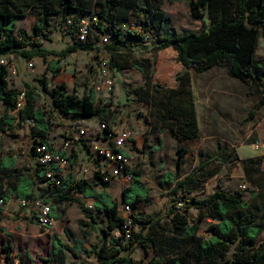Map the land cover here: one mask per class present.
<instances>
[{"label": "trees", "instance_id": "trees-1", "mask_svg": "<svg viewBox=\"0 0 264 264\" xmlns=\"http://www.w3.org/2000/svg\"><path fill=\"white\" fill-rule=\"evenodd\" d=\"M185 1L189 4L192 16L200 20L207 17L208 24L201 31L176 32L167 29L168 18L161 10L164 2L174 3ZM34 9L37 16L33 27V39L24 36L23 43L17 46V21L25 11ZM130 12L142 16L138 20L141 31L137 36L145 41L143 32L149 31V26L159 18V35L153 38V48L156 54L167 48L178 53V61L184 70L176 77V88H163L165 97L156 103V121L151 130L163 134L167 131L181 141L198 139L201 134L197 101L193 89L194 75L204 74L220 66L227 68L228 75L244 83H251L256 88L259 78H262L264 60L255 58V51L260 37H264V0H0V57L12 54L26 60L34 58L47 59L55 56L58 59L50 60L47 70L57 77L62 72L61 60L77 52L92 53L105 49L110 58V69L117 68V59L123 51L130 50L120 33L112 31V41L99 46L97 42L102 35L109 36V28H114L122 19H126ZM73 18L69 27L72 43L64 50L56 52L44 47L41 40H50L49 27L52 18L61 15L67 20L68 15ZM96 15L99 25L96 27L100 37L94 41L89 39L80 41L78 35L81 30L83 15ZM146 16L150 20H146ZM87 18V17H86ZM149 36V35H148ZM149 36V41L151 42ZM131 67L138 70L145 80V90L157 89L150 72L148 61L134 60ZM167 64H161L160 73L166 71ZM7 68L0 66V103L6 107V112L0 116V132H6L15 124H24L33 120V135L41 138V143L50 140L52 112L37 108L38 95L36 88L25 84V101L17 115H12L20 91L10 88L7 80ZM43 83L46 91L47 83ZM64 85L55 86L50 91L52 108L59 114L81 118L99 117L101 121L110 122L113 114L110 106H101L96 101V94L91 90L89 94L79 97L65 91ZM263 93V91H262ZM264 104V97L263 102ZM115 117L112 118V121ZM34 152V147L32 148ZM186 147L177 150V173L180 174L182 159L187 154ZM74 155H72V158ZM225 159L216 154L207 156L194 173L178 181L170 193L171 196L191 194L201 183L198 173L205 166ZM262 159H250L248 165H255L253 174H261ZM17 159L13 155H0V202L7 204L12 198L34 202L40 200L51 205V217L59 220L62 217L59 208L63 202L78 204L88 221H80L82 234L87 239L96 231L95 224L100 217L104 227L99 230L95 244L87 247L82 240L67 244L58 235L51 239V256L42 259L43 264H68V257L74 259L72 264H136L132 254L137 249L148 251L158 249L157 237L168 236L163 242L177 243L186 241L191 245L192 264H264V240L256 245L257 239L264 234V195L261 203L251 205L245 201L240 191H225L217 189L206 198H186L183 210L176 209L175 205L168 209L166 215L131 214V223L120 213V203L109 193V185L86 181L73 184V180L62 181L59 187H54L46 175V169L35 164L32 172L12 177L16 169ZM31 171V170H30ZM132 183L122 192V202L130 205L133 210L140 205L148 204L151 200L150 191L143 182L142 172L132 170ZM2 176L11 181L4 187ZM204 176V175H203ZM213 175H207L212 177ZM166 177L174 183L173 174ZM13 178V179H12ZM264 189V183L258 186ZM81 195L84 198L94 199V210L86 208L82 200L71 198L69 192ZM256 197V196H255ZM254 198V197H253ZM177 201L176 198H171ZM196 209L198 220L189 219L187 211ZM2 208L0 207V214ZM164 218L169 219L161 226ZM204 219L213 220L208 229V237L199 235L198 222ZM167 226V227H166ZM126 227L130 236L126 237ZM87 228V229H85ZM161 228L160 234L157 230ZM117 232V235H115ZM10 236V235H9ZM4 258L0 257V264H15L12 259L13 248L11 243H5L1 249ZM17 264H22L19 262ZM146 264H162L161 259H154ZM175 264H182L180 260Z\"/></svg>", "mask_w": 264, "mask_h": 264}, {"label": "rangeland", "instance_id": "rangeland-1", "mask_svg": "<svg viewBox=\"0 0 264 264\" xmlns=\"http://www.w3.org/2000/svg\"><path fill=\"white\" fill-rule=\"evenodd\" d=\"M161 10L165 12L168 18L167 29L170 31L174 30L178 33L185 31L198 32L208 24L206 16L200 20L195 19L192 16L189 4L185 1L164 2L161 5ZM89 16L91 15L89 14ZM86 17L88 15H83L82 19H86ZM36 18L34 9H30L25 11L18 19L15 34L17 46L20 45V42L23 43L25 35L29 39L34 38L33 27ZM72 18V14L68 15L67 20H64L61 15L52 18L49 27L50 40H41L45 48L60 52L72 43L69 35ZM141 18L143 17L130 12L127 18L122 19L117 26L109 28L108 33L109 42L113 39L112 31H117L126 44L131 47L130 50L123 51L121 57L117 59V68L110 69L107 64L108 73L115 81V89L109 98L110 100H108L111 104L110 109L113 117H115V121H112L113 117L110 119V128L118 130L132 129V136L136 138L137 143L134 144L130 153L131 171L139 170L142 172V180L147 185L151 195L150 202L133 210L132 215L138 212L143 215L162 214L164 216L172 205L182 211L186 198L203 199L213 194L217 189L230 192L240 191L244 200L251 205L261 203L260 199L264 195V189L261 190L258 186L264 183V174H253L249 177L247 171H253L255 165H248L247 170L246 161L261 158V169L264 172V104H262L264 69L262 70V78H259L256 88H253L251 83L247 84L231 78L227 73V68L220 66L208 73L194 75L193 89L201 125L200 137L188 143H183L171 131H167L162 135L157 131L153 132L150 128L154 127L156 121V110L158 108L156 103L165 97L164 92L161 90L170 83L171 80L169 83L165 80V74L168 70L171 72L172 69L167 67L163 74L160 73V66L164 63L159 59L153 48V38L159 35V18L151 23L149 31L143 32V34L151 37V42H145L137 36L139 31L136 30V27L138 20ZM146 20H150V17L146 16ZM89 37L95 41L97 37H100L98 30H91ZM97 44L103 47L100 39ZM254 56L256 59L264 60V37L259 38ZM4 57L10 58L11 65L18 73L17 77L11 76L7 67L9 87L20 91L21 94L24 92L26 83L32 85L36 88L38 95L37 108L52 112L51 141L59 146L64 137L73 139L71 151L74 157L68 169L70 175L74 176L76 172H81L82 170L78 171V169L83 165L90 168L91 144L96 139H99V141L102 139L101 137L95 138L93 131L98 126L100 119L96 116L81 118L76 116L66 117L59 114L52 108L50 91L55 86L64 85L66 92L82 97L89 94L91 90H95L100 79V59L104 58L108 63L110 60L107 51L101 49L99 53L94 51L92 53L77 52L72 54L61 60L62 72L57 77H53L52 73L47 70L48 62L58 59L55 56H48L46 60L41 58L26 60L20 56H12V54ZM134 60L149 62L150 72L153 75L152 79L155 87H157L156 90H145V80L141 73L131 67ZM29 64H32L33 67H30ZM42 79L47 83L48 90L46 91L43 89V83L39 81ZM172 80L174 81V78ZM102 97L101 99H103ZM5 112L6 107L0 103V116ZM113 122H115V125H113ZM76 124L90 131L88 137H92V139L80 137L76 139L77 134L73 130V126ZM33 127L29 124L17 123L6 132H0L1 157L13 155L17 159L16 169L12 172L14 178L32 172L36 164L34 163L32 148L41 142V138L33 135ZM181 146L186 147L188 152L182 159V168L179 174L177 173L176 164L178 159L177 150ZM75 148H79L78 151ZM216 154L225 159L227 163L214 161L205 166L204 170L198 173L201 183L191 194L180 193L176 197L170 195L178 181L194 173L199 165L206 161L207 156ZM168 173L173 174L174 183L167 179L166 174ZM207 175L213 176L207 177ZM80 179H83V177H80ZM85 179L92 184L97 183L90 173L83 180ZM2 180L4 187L11 181L7 176H2ZM131 183L132 181L120 180L109 186L108 193L118 200L120 206L123 204L122 192ZM69 195L71 198H77V195L72 191L69 192ZM171 198H176L177 201H172ZM12 200L15 203H12L13 206L4 207V209L8 208L6 215L0 214V241L3 239L1 249L6 242L11 243L10 241H12L16 244V247L21 246L25 250L31 249L29 256L31 260L27 259V264H43L42 259L48 258L45 250L50 248V238L39 236L34 238L30 225L32 220L35 219V208L33 206L27 209L21 208L20 201L16 198ZM82 201L85 205L88 204V200L83 199ZM66 204L68 205V203ZM3 205L4 203L1 204V206ZM80 215H83L85 219L80 220ZM187 215L189 219L198 220L196 209H189ZM68 219L71 222L69 228L72 237L70 244H72L73 239L82 233L80 221H88V219L78 204L72 207L69 206ZM168 220L164 218L161 226H164ZM212 223L213 220L209 219L198 222L199 235L208 237V229ZM36 224L39 229L48 230L37 222ZM104 225V222L98 217L95 224L96 231H93L87 239L84 238L87 247L96 243L99 230ZM160 232L161 228L157 230V234H160ZM115 235H117V232H115ZM167 236L168 231L165 232L164 237H161V235L157 237L158 249L150 248L148 251L141 248L137 249L132 254L136 264H146L159 258L162 264H175L177 260H180L182 264H192L191 245L186 241L163 242ZM263 240L264 234L257 239L256 245H260ZM26 241L27 243H25ZM28 245H30V248H28ZM39 246L42 249L38 250ZM73 261L74 259L70 255L68 264H72Z\"/></svg>", "mask_w": 264, "mask_h": 264}, {"label": "built area", "instance_id": "built-area-1", "mask_svg": "<svg viewBox=\"0 0 264 264\" xmlns=\"http://www.w3.org/2000/svg\"><path fill=\"white\" fill-rule=\"evenodd\" d=\"M99 25V18L96 15L87 17L86 19L81 20V30L78 35L80 41H87L90 35L91 30H96V27ZM137 31H141V27H136ZM145 41H149V36L144 34ZM102 45H105L109 42V36L104 34L100 38ZM97 52V51H96ZM99 53V51L97 52ZM108 56V55H107ZM108 61L104 58L100 59V68H99V83L95 87L96 101L101 104V106H106L110 102V96L112 95L115 89V81L113 77L108 73L107 70ZM0 66L8 67L10 70V75L17 77V70L11 65L10 58H5L4 56L0 57ZM30 67H33L32 64H29ZM101 96H103L101 99ZM25 101V90L18 96L16 103V108L12 112L13 115H17L19 110L23 107ZM25 124L31 126L35 125L33 120H27ZM75 134H77L76 139L88 138L89 140L92 137H88L90 131H87L81 125L76 124L73 126ZM94 137L102 138L92 142V151L90 169L83 165L74 176H71L68 172L70 168L72 158V149L71 145L74 142L71 138H63L61 145L57 146L53 141L47 140V142L39 143L34 146V159L37 165L46 169V177L52 181L54 187H59L62 181L70 180L74 181L73 184L83 180L88 176V173L92 174L93 179L97 183L112 185L114 182L120 180L132 181L133 175L131 173V157L127 151L128 147L132 142V135L129 130H118L116 128H110V124L104 121L99 120L98 126L93 129ZM50 138V136H49ZM60 147V148H59ZM83 177V179H80ZM89 182V181H86ZM3 204V202H0ZM32 202L27 200H20L21 208H27L31 205ZM36 210L35 212V221L42 227L49 229L54 224V219L51 217V205L44 203L40 200L34 201L32 203ZM87 209L94 210V204L89 203L85 205ZM133 212V208L130 205L122 204L120 206V213L126 219L127 225H130L131 218L130 215ZM124 213V215H123ZM126 215V216H125ZM130 231L126 227V237L129 238Z\"/></svg>", "mask_w": 264, "mask_h": 264}, {"label": "crops", "instance_id": "crops-1", "mask_svg": "<svg viewBox=\"0 0 264 264\" xmlns=\"http://www.w3.org/2000/svg\"><path fill=\"white\" fill-rule=\"evenodd\" d=\"M157 56H159V59H161L163 61V63L167 64L168 69H172L171 72H170V70H168L167 73L165 74L166 75V79L165 80L168 83L171 80L168 85H165V87L172 88V89L176 88L177 87L176 77H177L178 74L182 73L183 70H184L183 65L179 61L175 62V60L178 57V53L176 51H174L172 48H167L165 50H162V51L158 52ZM212 70H210V71H212ZM210 71H208V72H210ZM208 72H206V73H208ZM172 75H173L174 81L172 80L173 79ZM113 121H115V120H113ZM113 123H114L113 125H115V122H113ZM126 130H129L131 132V135H132V129L129 128V129H126ZM182 142L183 143H188L190 141H182ZM135 143H137L136 138L132 136L131 145L127 149L128 153H129V156H131L130 153H131V150H133V146H134ZM78 149L79 148H75V150H77V151H78ZM34 163H36L35 159H34ZM89 183H91V182H89ZM76 197L79 198L80 200L86 199V200H88L89 203L94 204V199H92V198H84L81 195H77ZM12 199H14V198H12ZM12 199L10 201L11 203L9 202L7 204H4L3 206H1V203H0V207L2 208V213L1 214L3 216L6 215V212L8 210V208L4 209V207L5 206H13L15 204L14 200H12ZM16 200L20 201V199H18V198H16ZM12 203H14V204L12 205ZM74 205L75 204H71V203H68V205H67L66 202H63L60 205V208H59V212H60V214L62 213V217L59 220H54L53 226L50 229H48V230L39 229V226L36 224L35 219L32 220V224L33 225L32 224L30 225V229L33 231V236H35L34 238H38V236L39 237L50 238V242H49L50 243V245H49L50 248L48 250H45V253L48 256V258L51 256V251H52L51 239H52L53 235H58L67 244H70L71 241H72L71 240L72 239L71 230L69 228L71 222L68 219V211H69V206L72 207ZM31 206L34 207V205H32V203L29 206V208ZM27 208H24V209H27ZM33 218H34V215H33ZM84 219H85L84 216L80 215V220H84ZM24 224H25V222H24ZM84 238L85 237L81 233V235H79L77 238H75L73 240L76 241V240L79 239V240L84 241L85 240ZM2 241H3V239H1V241H0V257L4 258V254L1 252V246L3 244ZM10 242H11V245H12V248H13L12 259H13L14 263L17 264L19 262H22V264H27V259L29 261L31 260V258L29 257L31 249L30 250L29 249L25 250L21 246L20 247H16V244L14 242H12V241H10ZM25 243H27V241ZM28 248H30V245H28ZM40 249H42V248L39 246L38 250H40Z\"/></svg>", "mask_w": 264, "mask_h": 264}, {"label": "bare ground", "instance_id": "bare-ground-1", "mask_svg": "<svg viewBox=\"0 0 264 264\" xmlns=\"http://www.w3.org/2000/svg\"><path fill=\"white\" fill-rule=\"evenodd\" d=\"M50 228H51V227H50ZM50 228H49V229H50Z\"/></svg>", "mask_w": 264, "mask_h": 264}]
</instances>
